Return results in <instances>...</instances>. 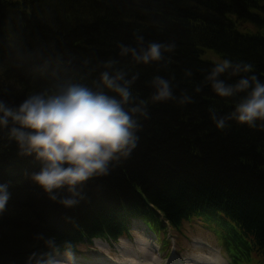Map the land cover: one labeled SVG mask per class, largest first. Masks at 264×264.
I'll list each match as a JSON object with an SVG mask.
<instances>
[{"label":"trees","instance_id":"1","mask_svg":"<svg viewBox=\"0 0 264 264\" xmlns=\"http://www.w3.org/2000/svg\"><path fill=\"white\" fill-rule=\"evenodd\" d=\"M151 41L174 47L147 64L117 54L122 44L139 49ZM73 52L84 56L82 65ZM220 56L253 64L264 80V0H0V89L17 83L14 65L37 93L69 82L99 89L102 72H123L131 80L125 106L147 101V115L134 114L136 147L85 182L70 207L60 202L71 195L66 190L53 200L31 180L40 163L0 130V183L9 185L13 205L0 211V254L83 255L81 246L117 241L133 221L158 232L162 221L179 230L197 220L216 230L231 223L250 244L245 256L264 260V127L234 120L215 127L211 116L226 115L243 95L219 97L205 80ZM156 76L171 81L173 98L151 101ZM32 94L0 100L16 106Z\"/></svg>","mask_w":264,"mask_h":264},{"label":"clouds","instance_id":"2","mask_svg":"<svg viewBox=\"0 0 264 264\" xmlns=\"http://www.w3.org/2000/svg\"><path fill=\"white\" fill-rule=\"evenodd\" d=\"M143 41V37H138ZM172 44L151 41L139 49L130 45L120 46V55H131L137 63L160 60ZM115 63L113 60L106 62ZM253 64L220 56L205 76L213 92L219 97L240 96L235 107L224 116H211L217 129H224L234 120L249 127H264V80L253 71ZM251 73V75H248ZM235 78L228 82L226 78ZM102 88L94 89L85 84L69 82L47 93H35L19 105L11 106L0 100V130L8 129L24 155L33 156L40 163L31 180L53 200L57 191L66 190L71 195L63 197L64 206H73L85 182L109 172L110 162L127 157L136 147L141 125L135 113L147 115L141 105L126 107L131 97L124 73H101ZM121 81H123L121 83ZM151 101L173 98L171 81L156 76ZM108 89L110 91H105ZM199 91V88H197ZM114 93V94H113ZM189 97H183L188 100ZM183 102V101H182ZM7 183H0V211H3L11 193ZM49 246L54 241H46ZM65 255H70L66 251ZM26 264H67L49 253H32Z\"/></svg>","mask_w":264,"mask_h":264},{"label":"rangeland","instance_id":"3","mask_svg":"<svg viewBox=\"0 0 264 264\" xmlns=\"http://www.w3.org/2000/svg\"><path fill=\"white\" fill-rule=\"evenodd\" d=\"M87 23L91 22L88 21ZM109 48H111V46H109ZM70 55V59L72 61L74 60V62L77 64L82 65V59L85 61L82 54L73 52ZM14 68L15 70L12 73V77H14L13 79H15L17 83L12 85L10 82H1L3 86L2 89H0V94H15L19 98H22L25 93H37L34 91L35 88H37L35 85L28 86V84L31 82H29L30 80H27L24 71L19 70L18 66L16 65H14ZM81 71L82 73L84 72L83 70ZM83 76H86V73H84ZM33 79H35V77ZM19 86L20 88H18ZM13 102L15 101L13 100ZM12 206L13 205H11V203L9 204V202H7L5 205L6 208L8 207V210H12ZM22 207L25 206L22 205ZM33 224L34 223L28 225L30 230ZM162 227L164 228V231L161 229L160 231L156 232L157 236H155L149 232V230L144 225H142V222L135 221L130 225L129 233H127L125 236H122L115 244L95 240L90 245L81 246L84 256L75 258L72 255L68 256L74 258L75 260L87 259L92 256H98V254H104L107 256L105 253H103V250H108L109 247L114 246V248L119 249V253H115L117 259L124 262V260L121 258V253L125 252L123 254L124 259L132 261L133 264H144V257L141 253H139V250H148L150 255H152L151 247L153 246V258L159 259L162 262L161 264H175L174 262H180V264H184L186 260H188V263L190 264H208L211 259H213V263L216 264L214 261V255H217L220 259V263L218 264H264V260H262L260 257H257L253 251L251 257L245 256L246 245L248 244H246L244 241H248L237 233V229L231 223H223L222 228L217 230L214 229V226V228L208 227L207 223L197 220L184 222L179 230H173L167 227L166 223L163 221ZM165 239H168V242L170 243L169 245H172L169 252L167 250L161 251L163 243H165ZM129 241L139 242H137L138 244L135 245ZM140 241L143 242L140 243ZM148 241L151 242L152 245L148 243ZM226 242H229V244ZM9 243L10 242L6 241L5 246H7ZM139 245L141 247H138ZM124 246L127 247L121 248ZM248 246H250V244ZM229 249L230 253L228 251ZM2 252L0 254V264H6L7 260L9 261V264H26L27 262L26 255H23V257L11 255L9 257L10 259L8 257V259H5ZM178 256H180L183 261L178 259ZM56 258L58 259L60 256L56 255ZM153 258L150 257L148 259V264H158V262L153 260ZM65 260L71 264L69 259ZM74 264L82 263L74 262Z\"/></svg>","mask_w":264,"mask_h":264},{"label":"bare ground","instance_id":"4","mask_svg":"<svg viewBox=\"0 0 264 264\" xmlns=\"http://www.w3.org/2000/svg\"><path fill=\"white\" fill-rule=\"evenodd\" d=\"M131 222V221H130ZM133 222H131V224H132ZM149 241H151V240H149ZM148 241V243H150L151 245H152V243L151 242H149ZM130 243H134L135 245H137L138 243L137 242H139V241H137V242H133V241H129ZM141 242H143V241H140V243ZM108 243H110V242H108ZM139 243V244H140ZM125 247H127V246H124V247H121V248H125ZM138 247H141L140 245L138 246ZM137 247V248H138ZM153 247V246H152ZM151 247V249H152V255H150V252L148 251V250H139V253H141L142 255H143V259H144V264H148V259L150 258V257H152L153 258V248ZM120 248V249H121ZM136 248V249H137ZM119 249H117V248H114V246L113 247H109V249L108 250H103V253H105L107 256H105L104 254H98V256H92V257H90V258H87V259H77V260H75L74 258H71L70 256H68V255H65V253H62V254H59V256H60V258H58L59 260H65V259H69L70 260V262H71V264H74V262H80V263H82V264H133V262L132 261H130V260H126V259H124L123 258V254L125 253V252H122L121 253V258L124 260V262H122L121 260H119V259H117L116 258V256H115V253H119V251H118ZM70 255H72V254H70ZM193 257V256H192ZM178 259H180V260H182L181 258H180V256H178ZM153 260H155V261H157L158 262V264H161L162 262L159 260V259H154L153 258ZM183 261V260H182ZM214 261H215V263L216 264H218V263H220V259H219V257L217 256V255H214ZM142 262H143V260H142ZM185 262V261H184ZM175 264H180V262L179 263H177V262H174ZM208 263V262H207ZM222 263V262H221ZM67 264H69V262H67ZM184 264H190V263H188V260H186V262L184 263ZM208 264H214L213 263V259H211L210 261H209V263Z\"/></svg>","mask_w":264,"mask_h":264}]
</instances>
